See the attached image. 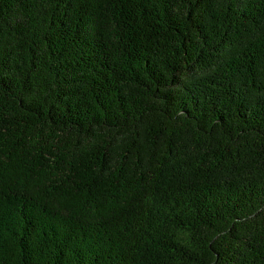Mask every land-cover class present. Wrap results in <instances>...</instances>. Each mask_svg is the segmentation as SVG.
I'll return each mask as SVG.
<instances>
[{"label": "trees", "instance_id": "1", "mask_svg": "<svg viewBox=\"0 0 264 264\" xmlns=\"http://www.w3.org/2000/svg\"><path fill=\"white\" fill-rule=\"evenodd\" d=\"M0 264H264V0H0Z\"/></svg>", "mask_w": 264, "mask_h": 264}]
</instances>
